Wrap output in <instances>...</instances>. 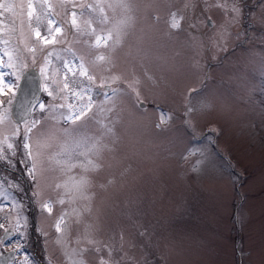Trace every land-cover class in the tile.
Returning a JSON list of instances; mask_svg holds the SVG:
<instances>
[{"label":"rangeland","instance_id":"obj_1","mask_svg":"<svg viewBox=\"0 0 264 264\" xmlns=\"http://www.w3.org/2000/svg\"><path fill=\"white\" fill-rule=\"evenodd\" d=\"M0 2L8 264H264V0ZM76 125L99 151L55 156Z\"/></svg>","mask_w":264,"mask_h":264},{"label":"snow or ice","instance_id":"obj_2","mask_svg":"<svg viewBox=\"0 0 264 264\" xmlns=\"http://www.w3.org/2000/svg\"><path fill=\"white\" fill-rule=\"evenodd\" d=\"M5 7L4 4L2 2H0V8ZM109 7H113V5H109ZM115 7H119L122 9H129V4H128V0H115ZM234 12H239V9L237 8H233ZM29 15H31V13H29ZM176 14L173 13L172 14V22H171V27L172 28H179L180 24L179 22L176 20ZM130 19V18H129ZM73 23H75V20H73ZM121 23H126V22H121ZM117 40L116 43L119 44L120 43V38H119V32H120V28L119 26H117ZM56 31H59V28L56 29ZM37 36H39V33H37ZM46 43L48 41H45ZM99 42V39L98 41ZM99 59L103 60L104 57L100 56L98 57ZM91 79V77H90ZM65 87H67V85H65ZM129 87H131V85H129ZM41 108H43V105H40ZM81 114H83V110H81ZM75 119H79V115H77L75 117ZM35 123H33V127H35ZM73 124H75V120H73ZM83 126L82 125H76L75 127H72L70 129L66 128L63 130V133L65 136L70 137L72 140L71 144H68L67 142H65L64 144L61 145L60 151L58 153L55 154V156H64L67 155L69 159H71L73 156L79 158V157H84V158H88L89 153L96 151H99V146H100V141L102 139V137H97L91 144H89V141L92 140V137L86 135V130L85 131H81V128ZM29 131H31V129H29ZM107 132H111V129H106ZM56 138V134L54 132L49 133L48 136L45 137L46 141H52ZM11 147V145L9 146ZM24 147L27 149L29 148L28 144H25ZM77 149H83L82 151L77 152ZM29 155H31V152H29ZM57 164L62 163L61 160H56ZM88 163L92 164L93 167L91 169H88L83 161L78 160L77 163H74L71 165V167H76L81 166L83 168H85V171H99L102 168V165L97 164L95 162H93L92 160L88 159ZM89 184V180L87 177H81L80 181H79V185L80 186H87ZM57 230L59 231V225H57ZM82 251H87V249H84ZM96 251H99V249H96ZM80 264H82V262H80ZM101 264H107V262L105 261H101Z\"/></svg>","mask_w":264,"mask_h":264},{"label":"water","instance_id":"obj_3","mask_svg":"<svg viewBox=\"0 0 264 264\" xmlns=\"http://www.w3.org/2000/svg\"><path fill=\"white\" fill-rule=\"evenodd\" d=\"M211 25V21L207 22ZM41 91L40 76L35 69L25 71L19 82L17 93L11 107V115L16 120L25 119L28 117L31 107L37 100ZM10 231L4 233L7 236ZM13 259V253L7 252L0 255V264H8Z\"/></svg>","mask_w":264,"mask_h":264},{"label":"trees","instance_id":"obj_4","mask_svg":"<svg viewBox=\"0 0 264 264\" xmlns=\"http://www.w3.org/2000/svg\"><path fill=\"white\" fill-rule=\"evenodd\" d=\"M32 231H33V229H32ZM36 247H38V243L37 242L34 244V248H36Z\"/></svg>","mask_w":264,"mask_h":264}]
</instances>
